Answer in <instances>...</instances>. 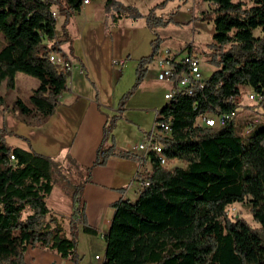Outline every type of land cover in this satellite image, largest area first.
<instances>
[{"label":"trees","instance_id":"1","mask_svg":"<svg viewBox=\"0 0 264 264\" xmlns=\"http://www.w3.org/2000/svg\"><path fill=\"white\" fill-rule=\"evenodd\" d=\"M81 2L0 0V86L4 84L5 93L12 91L17 73L37 81L28 105L19 99L13 103L21 114L53 115L69 72L48 60L50 54L65 58L50 13L56 10L63 17L65 37L66 21L79 11ZM199 2L207 8L193 20L212 26L206 48L213 71L193 96L160 108L162 121L169 126V136L159 142L161 154L166 164L176 161L183 167L168 169L153 156L146 161L116 150L110 136L115 121L124 119L126 99L141 85L159 52L161 38L154 30L172 20L156 16L154 8L142 16L131 6L103 0L104 12H113V23L143 18L154 36L150 52L136 61L133 84L118 100L119 114L106 119L90 166L79 165L66 152L49 157L13 148L5 142L10 133L0 128V264H25L27 247L79 264L78 223L81 233L97 235L85 222L81 193L92 168L104 166L110 158L148 162L150 170L135 175L147 185H140L133 201L120 199L111 205L101 264H264V0ZM245 88L261 97L256 105L258 124H251L252 117L236 116L219 128L198 122L204 113L233 110ZM0 110H7L4 96ZM250 124V132L242 134ZM60 185L68 190L73 208L67 236L46 206L53 188ZM244 202L256 227L225 215L228 206Z\"/></svg>","mask_w":264,"mask_h":264},{"label":"crops","instance_id":"2","mask_svg":"<svg viewBox=\"0 0 264 264\" xmlns=\"http://www.w3.org/2000/svg\"><path fill=\"white\" fill-rule=\"evenodd\" d=\"M112 14V11L104 12L103 0H88L87 4L80 5L79 11L66 21L65 37H61L63 17L56 12L54 31L59 42L58 49L71 62L73 70L50 117H41L35 113L24 115L15 107L7 113L0 111V127L11 132L10 136L5 137L7 145L49 157L66 152L79 165H91L106 119L119 114L117 103L125 87L118 91L116 87L123 76V66L126 65L129 69L130 84L134 80L136 61L149 54V43L154 38L145 28L143 18H122L113 23ZM171 19L174 21V16ZM154 32L158 35L159 31L155 29ZM112 61H117L118 65L113 66ZM16 75L14 88L7 95L16 91ZM24 83L25 87L29 86L28 95L25 99L15 98L12 104L19 99L28 105L27 99L37 87V81L28 82L24 79ZM244 90L250 93L249 89ZM243 107L245 105L241 103V108ZM257 110L259 108L252 111L255 113ZM123 112L124 110V119L115 121L110 136L116 150L128 151L138 156L132 152V147L147 133H138L137 137L140 138L137 140L135 137L129 140L123 133H117L122 121L133 124ZM38 122L40 123L37 124ZM149 170L148 162L140 164L119 158H110L104 166L92 168L90 181L84 185L80 201L85 222L96 231L95 237L103 239L107 232L113 203L120 199L133 201L136 198L140 188L138 182L142 178L136 179L135 175ZM78 225L79 233L81 223ZM103 254L104 251L101 254L94 253L88 264H94L93 257L102 258ZM23 259L25 264H71L50 252L30 247L25 249ZM79 264H83L82 259Z\"/></svg>","mask_w":264,"mask_h":264},{"label":"rangeland","instance_id":"3","mask_svg":"<svg viewBox=\"0 0 264 264\" xmlns=\"http://www.w3.org/2000/svg\"><path fill=\"white\" fill-rule=\"evenodd\" d=\"M123 5H130L140 15H146L148 11L154 8V14L163 18L174 16V21L168 24L166 27L157 28L158 37L161 38L159 54H162L166 48H170L172 51H183L186 47H190L191 50L197 54L200 63V72L202 76L208 77L213 68L208 64V49L206 46L210 43V37L212 32V26L210 23L199 22L193 20L194 16H197L200 11L206 10L207 6L199 2V0H118ZM164 1L161 7H155L157 4ZM177 21V22H175ZM3 46V41L0 37V48ZM75 70L73 71V73ZM123 76L116 87V91L122 87L125 89L122 95L125 94L133 84L134 80L128 84L129 69L126 65L122 69ZM16 91L14 93H5L4 84L0 86V96H4V105L7 107L6 112L13 111L14 105L12 101L15 98L25 99L29 93V86L25 87L24 79L28 82H35L36 80L17 73L16 75ZM155 67L151 64L143 77L141 85L134 91V93L128 97L124 104V112L133 124L122 121L119 123L117 133L123 135L131 140L139 139L137 134H141V131L149 133L153 126L155 112L163 105V94L166 90L164 83L157 82ZM127 86H126V85ZM248 91V90H247ZM242 89L241 103L245 107L241 108L237 112L236 119L242 120V118H251L254 116L252 110L257 109L256 105L252 101H248L246 95L249 93ZM121 95V96H122ZM120 96V97H121ZM120 99V98H119ZM257 112H259L257 110ZM250 115V116H249ZM239 116V117H238ZM3 128V127H0ZM11 135V132H9ZM9 135V136H10ZM145 136V135H144ZM168 169L175 167H183L181 162H171L166 164ZM68 190L63 188L62 185L54 187L49 197L46 199V206L50 211V214L57 219L58 224L61 226L64 234L68 233V220L71 218L72 204L68 198ZM226 217L232 219L234 217L241 218L246 224L251 227H256L248 212V206L244 203H236L228 206L225 209ZM86 238V239H84ZM105 243L100 237H93L85 235L77 231V254L81 257L83 264H88L92 261L94 253L101 254L104 251Z\"/></svg>","mask_w":264,"mask_h":264},{"label":"built area","instance_id":"4","mask_svg":"<svg viewBox=\"0 0 264 264\" xmlns=\"http://www.w3.org/2000/svg\"><path fill=\"white\" fill-rule=\"evenodd\" d=\"M88 0H82L81 6L87 4ZM50 17L52 22L55 23L56 12L51 11ZM49 62L54 65L60 66L69 75L73 70V65L66 58H61L56 54L48 56ZM156 72V81L166 85L165 93L163 94V106L170 107L176 103L179 97H191L195 92L202 89L207 77H203L200 72V63L196 53L190 47H186L183 51H172L166 49L162 54L157 56L152 61ZM113 66H117V61H112ZM248 101H252L257 105L261 101V97L255 93L246 95ZM230 102V99L228 100ZM238 104L233 110L219 112H207L198 117V122L206 128H219L225 125L230 120L234 119L238 110ZM260 115L256 112L252 117L251 124H258ZM251 124L245 127L242 134H248L251 130ZM169 136V126L167 122L162 121L160 109L155 112L152 129L144 137L138 140L132 147V152L137 154L138 157L149 160L151 156L156 158L160 166H166V160L161 154L160 140L166 139ZM10 161L13 160L12 156L9 157ZM139 186L147 185L145 181L140 180ZM94 264H101L102 258L98 256L93 257Z\"/></svg>","mask_w":264,"mask_h":264}]
</instances>
